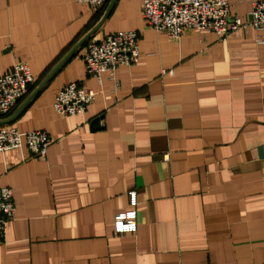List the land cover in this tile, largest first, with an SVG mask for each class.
Segmentation results:
<instances>
[{
    "label": "crops",
    "instance_id": "obj_1",
    "mask_svg": "<svg viewBox=\"0 0 264 264\" xmlns=\"http://www.w3.org/2000/svg\"><path fill=\"white\" fill-rule=\"evenodd\" d=\"M253 0L232 2L246 19ZM143 0H0V75L34 82L0 126L46 131V158L0 152L16 201L0 264H263L264 28L180 39L146 25ZM140 34L139 60L98 80L88 42ZM96 91L85 113L53 107L69 82ZM139 194L138 231L115 216Z\"/></svg>",
    "mask_w": 264,
    "mask_h": 264
},
{
    "label": "built area",
    "instance_id": "obj_2",
    "mask_svg": "<svg viewBox=\"0 0 264 264\" xmlns=\"http://www.w3.org/2000/svg\"><path fill=\"white\" fill-rule=\"evenodd\" d=\"M94 8L104 6L108 0H76ZM239 0H143L142 16L149 28L165 32L169 37L180 39L187 31L200 32L205 28L220 37H227L239 30L264 28V0H253L246 19L233 16L232 2ZM140 34L137 30H118L101 40L87 43L84 57L86 72L101 80L104 72L115 75L120 66H133L139 60ZM34 75L26 62H18L5 74L0 75V117H8L17 102L30 94ZM96 91L78 82H69L58 91L54 109L62 115L85 113L95 99ZM27 145L32 158H46L51 138L44 130H34L23 135L18 128L0 126V152ZM130 208L117 214L114 230L117 234L138 231L139 194L128 191ZM16 201L8 186H0V243L7 238V227L15 217ZM264 264V263H263Z\"/></svg>",
    "mask_w": 264,
    "mask_h": 264
},
{
    "label": "trees",
    "instance_id": "obj_3",
    "mask_svg": "<svg viewBox=\"0 0 264 264\" xmlns=\"http://www.w3.org/2000/svg\"><path fill=\"white\" fill-rule=\"evenodd\" d=\"M31 89V88H30Z\"/></svg>",
    "mask_w": 264,
    "mask_h": 264
}]
</instances>
